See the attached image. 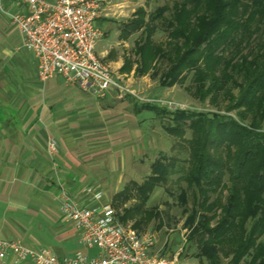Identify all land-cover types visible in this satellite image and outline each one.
Segmentation results:
<instances>
[{
	"label": "trees",
	"instance_id": "16d2710c",
	"mask_svg": "<svg viewBox=\"0 0 264 264\" xmlns=\"http://www.w3.org/2000/svg\"><path fill=\"white\" fill-rule=\"evenodd\" d=\"M137 14L133 31L145 21L143 9ZM160 17L169 40L156 44L150 22ZM147 20L144 42L136 46L139 72L164 59L169 66L159 77L161 86L182 82L184 71L192 72L194 94L201 100L209 96L212 102L221 97L226 101L224 110H236L237 117L224 120L218 112H176L174 124L163 127L186 142L189 157L183 161L173 157L166 163L162 153L151 164V175L138 184L129 182L113 197L112 205L117 208L128 201L134 188L140 202L119 216L121 222L127 221L158 184L178 172V179L197 193L184 223L192 227L189 239L197 237L196 256L208 264H221L223 257L229 258L226 264H240L243 259L246 264H264L260 239L264 236V0H175ZM139 107L159 110L150 103ZM181 198L185 203L183 189ZM158 215L156 210H145L142 218ZM140 220L134 223L137 229Z\"/></svg>",
	"mask_w": 264,
	"mask_h": 264
},
{
	"label": "crops",
	"instance_id": "0c3cea01",
	"mask_svg": "<svg viewBox=\"0 0 264 264\" xmlns=\"http://www.w3.org/2000/svg\"><path fill=\"white\" fill-rule=\"evenodd\" d=\"M2 5L0 238L50 248L58 256L93 255L97 249L82 247L77 229L64 220L63 195L85 207L112 205L113 197L140 174L137 155L156 147L146 122L150 117H142L149 110L115 89L98 98L60 75L41 80L35 56L5 12L26 5L20 0H2ZM50 141L56 144L52 154ZM0 264L15 263L6 259Z\"/></svg>",
	"mask_w": 264,
	"mask_h": 264
},
{
	"label": "built area",
	"instance_id": "2783aa9c",
	"mask_svg": "<svg viewBox=\"0 0 264 264\" xmlns=\"http://www.w3.org/2000/svg\"><path fill=\"white\" fill-rule=\"evenodd\" d=\"M26 7L5 11L10 21L23 35V45L36 59L41 80L60 75L68 83H76L95 97L101 98L111 89L120 97H131L138 103H179L145 97L125 85L96 53V43L102 35L97 21L102 17L108 0H20ZM0 10H3L0 0ZM55 141L47 144L50 154ZM101 193L96 194L100 197ZM60 211L64 220L78 231V241L84 248H96L87 255L76 251L58 256L50 248H34L17 239L0 238V260L18 264H186L179 252L172 257L158 254L156 236L134 230L123 224L115 208L106 203L101 207H85L68 195H63Z\"/></svg>",
	"mask_w": 264,
	"mask_h": 264
},
{
	"label": "rangeland",
	"instance_id": "374dc122",
	"mask_svg": "<svg viewBox=\"0 0 264 264\" xmlns=\"http://www.w3.org/2000/svg\"><path fill=\"white\" fill-rule=\"evenodd\" d=\"M108 1L106 9L102 17H100L101 19L97 21V25L102 31V35L96 43L98 56L125 85L133 86L137 90L138 88L139 90H144L141 91V94L139 93L140 95L151 98H162L180 104L178 108H175L167 104L150 103L157 106L159 110L155 113L151 111H144L142 113V117H150L146 122L147 125H150L152 131L154 130L151 133L156 140V147L142 150L137 155V162L139 160L142 161V170L134 181L138 184L151 175V164L159 161L162 153L166 157V160H164L166 163L170 162L173 157L181 161L189 157L186 142L182 141L179 137L168 134L163 127L164 125L174 124L173 117L176 112L180 110L200 111V113L201 111L218 112L221 115H225L224 120L230 116L236 118L237 115L236 110L229 112L224 110L226 101L221 97L217 102H212L209 96L201 100L195 95L191 80L192 72L184 71V74L181 75H185L182 82H178L172 86H161L159 77L169 66V63L164 59L154 60L150 64V68L143 73L139 72L140 56L136 51V46L142 44L146 37L145 22H148V15H152L162 6L170 8L175 0ZM139 9L145 11V21L143 25L133 31V22L139 17V14H137ZM169 14V10L164 12V16L166 17ZM150 25L155 27L150 35L153 42L157 44L169 40L161 17L154 22H150ZM100 51L106 52L100 54ZM234 92H237V89H234ZM184 137L186 139L191 137L190 129L186 130ZM178 178V172L170 174L166 182L158 184L153 189L142 209L139 212H134L133 218L122 221V223L131 226L134 230L155 234L157 240L155 250L158 254L172 257L175 253L179 252L180 260L186 264H208L206 259L196 256L199 250L197 237L190 240L189 236L192 227L184 225L188 212L194 204L195 196L197 195L196 190L193 187H188L184 180H179ZM182 189L186 191L185 203L182 202L181 198ZM131 190L132 193L129 200L121 203L117 208L114 207L118 217H121L123 209H129L140 202L134 188H131ZM222 195L224 199L226 191ZM213 197L214 195H212ZM145 210H156L159 212V215L152 216V218L145 221L146 217L142 218L145 215ZM136 220L141 221L139 229L134 227ZM260 239L264 241V236ZM228 259L223 257L221 264H226ZM240 264H246L245 259Z\"/></svg>",
	"mask_w": 264,
	"mask_h": 264
}]
</instances>
